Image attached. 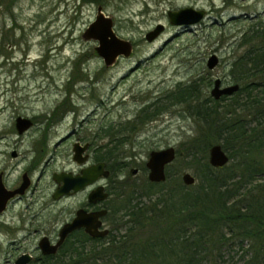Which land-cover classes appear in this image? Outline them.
<instances>
[{"label":"rangeland","instance_id":"374dc122","mask_svg":"<svg viewBox=\"0 0 264 264\" xmlns=\"http://www.w3.org/2000/svg\"><path fill=\"white\" fill-rule=\"evenodd\" d=\"M99 6L113 18L116 33L134 45L111 66L98 54V42L83 38ZM187 7L206 16L191 26L173 25L168 12ZM159 24L163 31L149 42L146 34ZM255 25L264 26V0H0V171L10 184L32 164L36 168L29 194L34 207L26 210L27 200L16 207L36 217L20 230L0 222V264H13L23 252L37 256L41 235L55 233L79 205L83 196L58 203L52 194L53 174L76 169L73 146L80 139L95 148V160L115 152L109 166L129 162L117 174L110 168L107 182L120 186L115 190L143 187L150 152L170 146L177 153L167 167L172 180L183 182L189 172L197 182L188 152L203 144L209 161L210 148L221 143L211 141L187 102L177 99L179 85L194 83L200 101L223 109L231 99H215L211 90L216 79L222 87L239 84L232 64ZM213 54L219 64L210 69ZM19 116L35 122L22 134ZM133 168L139 173L133 175ZM111 202L118 205L115 194Z\"/></svg>","mask_w":264,"mask_h":264},{"label":"trees","instance_id":"16d2710c","mask_svg":"<svg viewBox=\"0 0 264 264\" xmlns=\"http://www.w3.org/2000/svg\"><path fill=\"white\" fill-rule=\"evenodd\" d=\"M239 45L248 47L230 73L241 87L222 97L231 99L223 109L200 101L194 83L180 84L177 96L230 162L213 167L207 147H192L195 185L173 181L167 170L165 182L114 190L112 223L120 215L121 227L109 240L75 234L57 255L34 264H264V26H253ZM113 154L102 160L115 162Z\"/></svg>","mask_w":264,"mask_h":264},{"label":"water","instance_id":"95a60500","mask_svg":"<svg viewBox=\"0 0 264 264\" xmlns=\"http://www.w3.org/2000/svg\"><path fill=\"white\" fill-rule=\"evenodd\" d=\"M170 22L173 25L191 26L200 22L205 16V10H196L192 7L181 8L176 11L170 10L168 12ZM164 29L162 24H159L157 28L146 34V39L153 41ZM83 38L87 41L93 40L98 42L96 50L98 54L104 59L106 66L115 64L117 59L121 56H129L133 51V43L120 37L115 31L114 20L111 16L106 15L101 6L98 7L96 18L91 22L88 28L83 34ZM219 64V57L213 54L207 61V66L210 69H214ZM240 89L239 84H234L226 87H222L221 79H216L211 94L215 99H220L225 95H233ZM33 125V121L30 118L19 116L16 120V128L20 134L27 131ZM81 147L77 143L74 145V160L82 164L86 158L82 155L87 149ZM209 163L216 168H223L229 163L230 157L224 150L221 144H215L210 148ZM177 157L176 148L170 146L168 148L153 150L149 154L146 167L148 168V179L154 183H162L167 180V166L174 162ZM106 168V163H98L92 165L82 171V175L72 176L67 173L54 174V178L58 181H64V184L54 194L55 198H59L62 195L69 194L71 191H79L87 185L93 184L100 177H108L110 171ZM139 173V168H133L132 174ZM1 179V176H0ZM183 183L187 186L194 185L196 183V177L189 172H185L182 175ZM4 187V186H3ZM0 181V213H2L6 207L7 200L15 195L16 192L7 191L3 188ZM6 190V191H5ZM109 194L104 191V187L100 186L90 194V199L94 201L96 198L106 199ZM107 210L99 212L88 213L86 210H78L76 217L66 223L60 230V238L55 244H51L48 237H44L39 242V247L45 255H56L59 248L63 245L68 235L77 229L85 228V231L91 237H104L109 233L108 229L101 230L102 222L99 220V216L105 214ZM30 254H24L20 256L15 264H27L31 261Z\"/></svg>","mask_w":264,"mask_h":264},{"label":"flooded vegetation","instance_id":"af4514ba","mask_svg":"<svg viewBox=\"0 0 264 264\" xmlns=\"http://www.w3.org/2000/svg\"><path fill=\"white\" fill-rule=\"evenodd\" d=\"M35 122L33 121V125L34 126ZM31 127V128H32ZM29 128V129H31ZM28 129V130H29ZM27 130V131H28ZM80 145L81 147H85L87 146L86 151L83 153V157L86 158L85 162L80 164L77 161L74 160V162L76 163V169L73 171H60V172H55L54 174H61V173H67L70 174L72 176H77V175H82V171L92 165L98 164V163H106V168L110 171V175L108 177L102 176L100 177L97 181H95L93 184L87 185L84 188L80 189L79 191L75 192V191H71L69 194H65L62 195L59 198H55L54 194L58 191V189L64 184V181L58 182L55 178H54V174H53V179L55 181V187H54V191L52 194V199L54 202H58V203H63L67 200L70 199H75L79 196H83V198H81L82 200L79 201V205L77 206V208L70 213V217L67 219V221H65V223L60 227V229H58L57 227L54 229L53 234L48 233V234H43L41 235V239L44 237H48L51 244H55L59 238H60V230L61 228L68 222H71L77 215L78 210L84 209L86 210L88 213L91 212H99L102 210H107V212L101 216H99V220L102 222V226H101V230L103 229H108L109 233L104 236V237H99L96 239H102L103 241H107V238L111 232L112 229H119L121 227V217L120 215L117 216V218H115V223H112V220H114V216H113V212H112V208L115 207V204L111 202V197H113V194H115L114 190L115 188H120V186L118 185L117 187L112 186L109 182H107V180H109L111 178V176L113 177V172L110 169L109 163L106 160H95L93 155H92V150H95V148L92 147V144L85 140V139H80L77 142L74 143L75 144ZM74 148V146H73ZM14 156H18V153L15 152ZM35 164H32L29 168L25 169L22 173V176L19 177V179L16 182H12V183H7V180L5 181V171L2 170L0 171V176H1V185L3 188H5L7 191L10 192H16L15 195H13L12 197H10L7 202H6V207L4 209V211L2 213H0V222H3L5 224V226L12 228L13 230H20L23 229L27 224H30L34 221L36 214H32L30 212H24V210H28V208L32 209V205L34 207L35 202L33 199V196H29L30 193L34 192V188H35V182L34 179L32 177L33 171H35ZM104 187V191L106 193L109 194V197H107L106 199H99L96 198L94 201H92L90 199V194L92 191L96 190L98 187ZM5 190V191H6ZM119 191V190H117ZM29 197H31V200H29ZM117 202H118V197L116 196ZM27 200V207L25 209H21L23 211H18L17 210V206H19L20 204L24 203V201ZM37 201V200H36ZM5 215L7 216V220H4L3 218L5 217ZM21 221L22 223H24V225L22 227L19 226V222ZM54 222H56L57 224V220H55ZM53 222V227L55 226ZM52 230V229H51ZM38 229L35 230V232H37ZM53 231V230H52ZM83 233H86L87 235H89L86 231L85 228H80L77 229L76 231L70 233L68 235V237L66 238L65 242L63 243V245L67 242V240L71 239L74 237L75 234H77L75 237L77 236H82ZM90 236V235H89ZM91 237V236H90ZM94 238V237H92ZM41 239L39 240V242L41 241ZM15 240V239H13ZM62 245V246H63ZM61 246V247H62ZM61 247L59 248V250L61 249ZM39 254L37 256H35L33 252H23L21 255H19L18 257L15 258L13 264L16 263V260L24 255V254H30L32 259L29 263L27 264H34L35 262H40L43 258L50 256V255H45L42 250L39 247V243H38V251ZM8 261H12V260H8Z\"/></svg>","mask_w":264,"mask_h":264},{"label":"bare ground","instance_id":"6f19581e","mask_svg":"<svg viewBox=\"0 0 264 264\" xmlns=\"http://www.w3.org/2000/svg\"><path fill=\"white\" fill-rule=\"evenodd\" d=\"M3 71L2 70H0V73H2Z\"/></svg>","mask_w":264,"mask_h":264}]
</instances>
